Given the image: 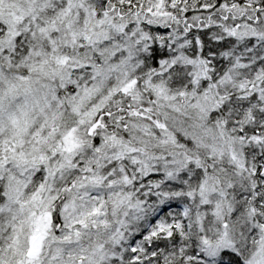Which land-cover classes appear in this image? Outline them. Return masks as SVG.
<instances>
[{
    "label": "snow or ice",
    "instance_id": "1",
    "mask_svg": "<svg viewBox=\"0 0 264 264\" xmlns=\"http://www.w3.org/2000/svg\"><path fill=\"white\" fill-rule=\"evenodd\" d=\"M0 264H264V0H0Z\"/></svg>",
    "mask_w": 264,
    "mask_h": 264
}]
</instances>
